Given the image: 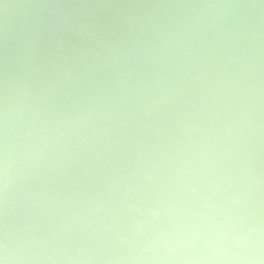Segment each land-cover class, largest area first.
I'll use <instances>...</instances> for the list:
<instances>
[{
    "label": "clouds",
    "instance_id": "obj_1",
    "mask_svg": "<svg viewBox=\"0 0 264 264\" xmlns=\"http://www.w3.org/2000/svg\"><path fill=\"white\" fill-rule=\"evenodd\" d=\"M0 264H264V0H0Z\"/></svg>",
    "mask_w": 264,
    "mask_h": 264
}]
</instances>
